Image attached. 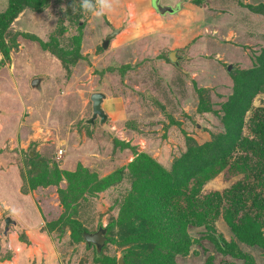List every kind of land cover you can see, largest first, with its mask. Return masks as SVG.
I'll list each match as a JSON object with an SVG mask.
<instances>
[{
  "label": "rangeland",
  "instance_id": "rangeland-1",
  "mask_svg": "<svg viewBox=\"0 0 264 264\" xmlns=\"http://www.w3.org/2000/svg\"><path fill=\"white\" fill-rule=\"evenodd\" d=\"M111 3L109 14L95 18L80 12L78 0H51L43 12L25 10L6 35L8 58L0 51L3 264H119L120 258L128 264L119 239L108 241L97 257L96 246L75 236L67 219L90 232L107 227L130 189L133 166L171 170L193 141L225 132L237 75L259 66L264 0ZM6 5L0 0V12ZM172 51L179 66L169 59ZM35 79L41 80L37 87ZM96 92L106 95L108 118L91 125ZM248 103L264 108V84ZM251 107L243 111L245 133ZM241 153L237 148L235 158L223 161L232 163ZM78 171L110 186L70 195L68 208L62 192ZM204 175L202 194L219 200L236 194L241 210L258 215L256 230L264 239V190L257 181L222 162L207 166ZM133 214L141 218L127 216ZM8 217L16 223L5 233ZM187 234L189 251L178 264H264V242L241 240L222 215ZM11 243L14 248L3 253Z\"/></svg>",
  "mask_w": 264,
  "mask_h": 264
},
{
  "label": "trees",
  "instance_id": "trees-1",
  "mask_svg": "<svg viewBox=\"0 0 264 264\" xmlns=\"http://www.w3.org/2000/svg\"><path fill=\"white\" fill-rule=\"evenodd\" d=\"M50 1L7 0L6 8L0 12V51L4 58L9 56L6 35L15 20L27 9L43 12ZM4 63L5 59H0V65ZM261 84H264V48L259 56V66L240 72L235 79L234 94L226 105L228 120L225 132L202 144L193 141L181 158L174 162L171 170L158 169L153 173L154 166L148 165L143 171L141 164L133 166L130 189L116 203L118 214L105 227L106 243L119 239L125 248L124 259L128 264H178L177 257L186 254L191 244L187 229L194 225H209L220 215L241 240L249 244L264 242L256 230L258 225L254 219L258 215L252 216L241 210V201L236 194L225 200H219L215 194L214 197L202 194L203 178L206 177L204 171L207 166L218 162L230 164L232 171L244 172L246 176L249 173L251 179L264 190V108H253L248 103L249 97L260 89ZM250 107L252 118L247 127L249 132L245 133L246 111H243ZM237 148L243 150L244 154H239V158L232 160V163L223 161L235 158ZM93 178L83 171L69 175L67 193L62 192L68 208L71 206L70 195L77 198L85 191L96 193L110 186L109 182H105L108 180L94 182ZM134 210L141 218L134 219V214L127 216L128 213H136ZM136 220L139 222L137 225L134 223ZM67 221L74 235L85 240L84 233L90 231L81 222ZM116 228L119 233L115 231ZM96 252L100 257L102 251Z\"/></svg>",
  "mask_w": 264,
  "mask_h": 264
},
{
  "label": "water",
  "instance_id": "water-1",
  "mask_svg": "<svg viewBox=\"0 0 264 264\" xmlns=\"http://www.w3.org/2000/svg\"><path fill=\"white\" fill-rule=\"evenodd\" d=\"M163 12H170L173 13L175 12V9L172 7H167L165 9V7L163 8ZM117 32L110 34L104 41V47H107V44L109 43V40L114 37L116 35ZM169 58L170 60L175 63L176 65H179V58L176 55V51H172L169 54ZM40 79H35L34 81H32V85L34 87H37L40 85ZM106 95L104 93L101 92H96L93 93L91 95V100H92V111H93V115L92 117L88 120V123L94 124L95 120L99 117L101 122L104 123L108 116L105 113L104 109L102 108V103L105 99ZM16 222L11 219L10 217L5 219V233H7V231L10 228L11 224H15ZM107 230L105 227H101L99 228L96 232H85L84 233V238L85 240L89 243V244H94L97 248V251L100 253L107 241V236H106ZM119 264H124L123 263V258L119 259Z\"/></svg>",
  "mask_w": 264,
  "mask_h": 264
},
{
  "label": "clouds",
  "instance_id": "clouds-1",
  "mask_svg": "<svg viewBox=\"0 0 264 264\" xmlns=\"http://www.w3.org/2000/svg\"><path fill=\"white\" fill-rule=\"evenodd\" d=\"M78 4L82 14H87L95 18L105 17L112 11L113 7L111 0H78ZM15 251L19 252V248H16Z\"/></svg>",
  "mask_w": 264,
  "mask_h": 264
},
{
  "label": "crops",
  "instance_id": "crops-1",
  "mask_svg": "<svg viewBox=\"0 0 264 264\" xmlns=\"http://www.w3.org/2000/svg\"><path fill=\"white\" fill-rule=\"evenodd\" d=\"M11 225H12V224H11ZM11 225H10V226H11ZM9 229H10V228H9ZM8 231H9V230H8ZM8 248H9V249H10V248H12V249L14 248L13 245H12V243L9 244V246H8L7 248L5 247V248L3 249V253H5L6 250H7ZM19 248H20V247H19ZM11 251H13V250H11ZM18 255H19V254H18ZM11 259H13V258H11ZM5 262H6V264H8V263L10 264V260H9V259H6ZM0 263L3 264L4 262H2V261L0 260Z\"/></svg>",
  "mask_w": 264,
  "mask_h": 264
},
{
  "label": "built area",
  "instance_id": "built-area-1",
  "mask_svg": "<svg viewBox=\"0 0 264 264\" xmlns=\"http://www.w3.org/2000/svg\"><path fill=\"white\" fill-rule=\"evenodd\" d=\"M62 153H63V150L60 149V150L58 151V154L61 155Z\"/></svg>",
  "mask_w": 264,
  "mask_h": 264
}]
</instances>
